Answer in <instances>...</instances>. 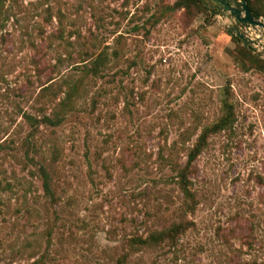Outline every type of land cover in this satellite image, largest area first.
I'll return each mask as SVG.
<instances>
[{
  "label": "rangeland",
  "instance_id": "rangeland-1",
  "mask_svg": "<svg viewBox=\"0 0 264 264\" xmlns=\"http://www.w3.org/2000/svg\"><path fill=\"white\" fill-rule=\"evenodd\" d=\"M178 1L5 3L0 264H264V73L224 14ZM225 102L193 201L179 174ZM179 224L176 245L129 244Z\"/></svg>",
  "mask_w": 264,
  "mask_h": 264
},
{
  "label": "trees",
  "instance_id": "trees-1",
  "mask_svg": "<svg viewBox=\"0 0 264 264\" xmlns=\"http://www.w3.org/2000/svg\"><path fill=\"white\" fill-rule=\"evenodd\" d=\"M13 0H0V26L2 25L1 19V10L4 7L5 3ZM250 7L251 13L255 19L260 20L264 18V0H247ZM176 7L185 8L187 11L194 9L198 15L208 14H220L215 10H210L208 6L202 0H179ZM230 35H232L230 33ZM233 37L234 42L238 46V52L240 61L246 69H254L259 72L264 73V59L263 55L258 53L254 48L244 46L243 42L237 38ZM225 115L220 118L215 124L211 125L204 129L202 134L199 136L196 144L188 154L187 167L183 169L180 174V180L182 189L187 196V198L194 201V195L190 190L191 181L189 180L190 169L197 159L202 155L205 149L208 146L209 139L220 132L230 130L234 126L235 114L234 107L232 104L225 102L224 103ZM30 119V118H29ZM45 123L57 125V122H54L50 118L44 119ZM37 123V122H36ZM34 125V124H33ZM35 127V126H34ZM44 178L45 190L50 193V177L45 170H41ZM189 225V224H188ZM185 224L174 225L172 228L151 234L148 238H134L131 239L129 244L132 248L139 247H151L159 244L170 243L171 245H176L181 237L190 227ZM129 255L125 254L120 258L118 264H127Z\"/></svg>",
  "mask_w": 264,
  "mask_h": 264
},
{
  "label": "water",
  "instance_id": "water-1",
  "mask_svg": "<svg viewBox=\"0 0 264 264\" xmlns=\"http://www.w3.org/2000/svg\"><path fill=\"white\" fill-rule=\"evenodd\" d=\"M202 1L210 10L219 11L232 22L228 30L234 37L239 38L244 46L252 47L258 53L264 54V21L254 18L247 0ZM257 33H261V39Z\"/></svg>",
  "mask_w": 264,
  "mask_h": 264
},
{
  "label": "flooded vegetation",
  "instance_id": "flooded-vegetation-1",
  "mask_svg": "<svg viewBox=\"0 0 264 264\" xmlns=\"http://www.w3.org/2000/svg\"><path fill=\"white\" fill-rule=\"evenodd\" d=\"M216 11V10H215ZM218 13H220L219 11H217Z\"/></svg>",
  "mask_w": 264,
  "mask_h": 264
}]
</instances>
